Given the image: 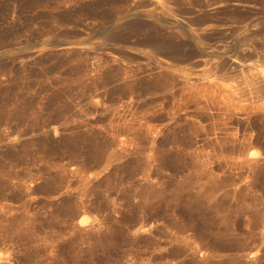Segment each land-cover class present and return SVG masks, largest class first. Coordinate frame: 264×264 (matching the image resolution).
<instances>
[{
  "label": "rangeland",
  "instance_id": "rangeland-1",
  "mask_svg": "<svg viewBox=\"0 0 264 264\" xmlns=\"http://www.w3.org/2000/svg\"><path fill=\"white\" fill-rule=\"evenodd\" d=\"M158 1L0 0V264H264L262 86L237 103L264 0ZM198 27L207 54L173 63H225L212 99H236L212 105V142L182 120L147 135L134 110L173 83L142 52Z\"/></svg>",
  "mask_w": 264,
  "mask_h": 264
},
{
  "label": "bare ground",
  "instance_id": "bare-ground-1",
  "mask_svg": "<svg viewBox=\"0 0 264 264\" xmlns=\"http://www.w3.org/2000/svg\"><path fill=\"white\" fill-rule=\"evenodd\" d=\"M154 1V0H153ZM159 2L158 0H155ZM164 8V6L162 7ZM172 25L170 28H174L176 25L173 22H167ZM212 31L211 28H200L183 30L182 40L180 43L166 41L160 38L156 33L152 35L154 42L150 43V50L143 51L142 54L147 60H153L155 68L160 74L167 76L171 79L173 87L171 88V101L166 108L165 101L158 103L156 109L146 111L142 114L137 108L134 110V122L139 125L147 135L154 136L157 133L163 132L165 128H169L171 124L182 120L183 124L189 125L193 130L196 137L206 134L207 138L212 142V105H225L227 107L231 99L235 100L236 93L227 89H222V96L219 99H212V85L217 71H223L226 68L225 63L216 62L208 67L190 68L186 65L183 67L177 66L173 63L175 60H181L185 63L193 60L197 57H204L207 52L201 46L203 37ZM242 44L241 46H243ZM239 53L242 49H238ZM204 61V60H203ZM202 61V62H203ZM201 62V60H199ZM249 92L245 94L249 95L248 99L237 100V103L246 102L252 100L251 91L255 85L260 84L263 88V94L258 95L255 101V110L264 112V67L258 69L254 74H250L243 82ZM242 83V84H243ZM222 87V85H221ZM168 116V122L163 126H157L152 123V120L156 117L162 118L164 113ZM141 113V114H140ZM162 116V117H161ZM207 119L209 122H203ZM184 125V126H185ZM139 143H135L134 147L138 150ZM259 156L257 151H251L247 160L256 158ZM85 221L80 220L79 224L82 225Z\"/></svg>",
  "mask_w": 264,
  "mask_h": 264
}]
</instances>
